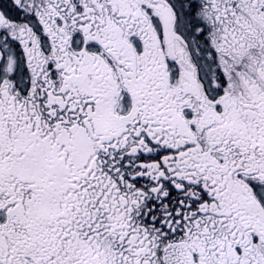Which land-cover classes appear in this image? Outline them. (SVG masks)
<instances>
[{
	"label": "snow or ice",
	"instance_id": "snow-or-ice-1",
	"mask_svg": "<svg viewBox=\"0 0 264 264\" xmlns=\"http://www.w3.org/2000/svg\"><path fill=\"white\" fill-rule=\"evenodd\" d=\"M0 264H264V0H0Z\"/></svg>",
	"mask_w": 264,
	"mask_h": 264
}]
</instances>
